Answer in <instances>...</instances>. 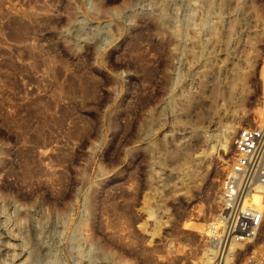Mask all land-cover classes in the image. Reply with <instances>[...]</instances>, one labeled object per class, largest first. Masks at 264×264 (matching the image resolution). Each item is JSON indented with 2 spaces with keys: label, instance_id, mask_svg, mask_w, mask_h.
<instances>
[{
  "label": "rangeland",
  "instance_id": "obj_1",
  "mask_svg": "<svg viewBox=\"0 0 264 264\" xmlns=\"http://www.w3.org/2000/svg\"><path fill=\"white\" fill-rule=\"evenodd\" d=\"M260 113L264 0H0V264H204Z\"/></svg>",
  "mask_w": 264,
  "mask_h": 264
},
{
  "label": "built area",
  "instance_id": "obj_2",
  "mask_svg": "<svg viewBox=\"0 0 264 264\" xmlns=\"http://www.w3.org/2000/svg\"><path fill=\"white\" fill-rule=\"evenodd\" d=\"M233 154L221 184L217 217L207 232L211 251L204 264H235L253 246L264 227V125L241 127L233 138ZM259 194L258 204L252 200ZM240 264H264V251L252 249Z\"/></svg>",
  "mask_w": 264,
  "mask_h": 264
},
{
  "label": "bare ground",
  "instance_id": "obj_3",
  "mask_svg": "<svg viewBox=\"0 0 264 264\" xmlns=\"http://www.w3.org/2000/svg\"><path fill=\"white\" fill-rule=\"evenodd\" d=\"M258 119V118H257ZM262 119H264V113H260L259 114V120H262ZM259 199H260V197H259V194H254L253 196H252V200H253V202L255 203V204H258V201H259Z\"/></svg>",
  "mask_w": 264,
  "mask_h": 264
}]
</instances>
